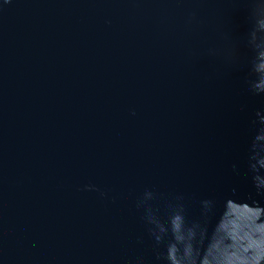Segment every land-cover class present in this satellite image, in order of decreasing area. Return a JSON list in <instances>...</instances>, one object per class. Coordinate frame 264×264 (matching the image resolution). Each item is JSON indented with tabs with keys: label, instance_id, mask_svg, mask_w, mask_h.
<instances>
[{
	"label": "water",
	"instance_id": "water-1",
	"mask_svg": "<svg viewBox=\"0 0 264 264\" xmlns=\"http://www.w3.org/2000/svg\"><path fill=\"white\" fill-rule=\"evenodd\" d=\"M0 264H264V0H0Z\"/></svg>",
	"mask_w": 264,
	"mask_h": 264
}]
</instances>
